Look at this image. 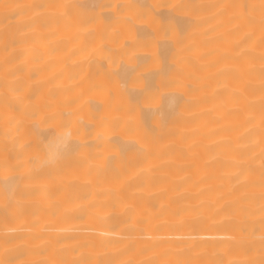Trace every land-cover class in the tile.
Wrapping results in <instances>:
<instances>
[{
  "label": "bare ground",
  "instance_id": "bare-ground-1",
  "mask_svg": "<svg viewBox=\"0 0 264 264\" xmlns=\"http://www.w3.org/2000/svg\"><path fill=\"white\" fill-rule=\"evenodd\" d=\"M262 3L0 0V260L264 264Z\"/></svg>",
  "mask_w": 264,
  "mask_h": 264
},
{
  "label": "snow or ice",
  "instance_id": "snow-or-ice-1",
  "mask_svg": "<svg viewBox=\"0 0 264 264\" xmlns=\"http://www.w3.org/2000/svg\"><path fill=\"white\" fill-rule=\"evenodd\" d=\"M22 7L28 8V9H39V10L43 11L44 9H46L50 6L47 4H43V3H35V4H31V5H24ZM57 7H62L64 9L63 15H71L73 12H76L85 18V22H94V20H95V15L87 12L86 10L81 9V7L78 3L74 2L71 4H61V5H57ZM101 7H103V6L101 5ZM117 7H119V6H117ZM173 7L181 8V7H183V5L182 4H176V5H173ZM255 7L256 6H254V5L252 6L253 9H255ZM260 11H261V26H262V29H264V3H262L260 5ZM261 59L264 60V56H262ZM6 90L16 91L17 89L11 88L8 84H6ZM35 132H36V128H33V134H35ZM56 143L58 146L59 153H60L61 157H63V158H67V157L72 156L74 153L79 151V149L82 147L81 144H79L78 142L73 140L71 131L67 130V129L63 133H57L56 134ZM46 146L50 147V145H46ZM20 147L22 149H27L30 147V145L29 144H22ZM29 163H34L35 166L39 167L43 163V161L34 160V159L30 158ZM18 164L21 167L23 166V163L19 159H18ZM14 180H15V176H4L3 177L4 186L7 187L8 184ZM2 190H4V189L0 188V191H2ZM262 239H264V238H262ZM4 244L5 245L13 244V239L12 238H6L4 240ZM9 250L10 249H6V251H9ZM0 264H16V261L13 259L0 260Z\"/></svg>",
  "mask_w": 264,
  "mask_h": 264
}]
</instances>
